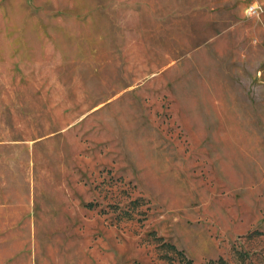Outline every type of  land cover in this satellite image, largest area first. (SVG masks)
Returning <instances> with one entry per match:
<instances>
[{"label": "rangeland", "instance_id": "rangeland-1", "mask_svg": "<svg viewBox=\"0 0 264 264\" xmlns=\"http://www.w3.org/2000/svg\"><path fill=\"white\" fill-rule=\"evenodd\" d=\"M162 242L264 264V0H0V264Z\"/></svg>", "mask_w": 264, "mask_h": 264}, {"label": "trees", "instance_id": "trees-1", "mask_svg": "<svg viewBox=\"0 0 264 264\" xmlns=\"http://www.w3.org/2000/svg\"><path fill=\"white\" fill-rule=\"evenodd\" d=\"M91 206V204H89ZM155 239L160 240L159 237L155 236ZM161 247L163 253L160 258L165 262L163 264H199L195 263L192 259L185 256L182 250H179L175 245L162 242ZM206 264H228L223 258H219L217 261L209 260Z\"/></svg>", "mask_w": 264, "mask_h": 264}, {"label": "built area", "instance_id": "built-area-1", "mask_svg": "<svg viewBox=\"0 0 264 264\" xmlns=\"http://www.w3.org/2000/svg\"><path fill=\"white\" fill-rule=\"evenodd\" d=\"M256 11H257V7L255 5H251L248 9V12L251 14L256 12Z\"/></svg>", "mask_w": 264, "mask_h": 264}]
</instances>
